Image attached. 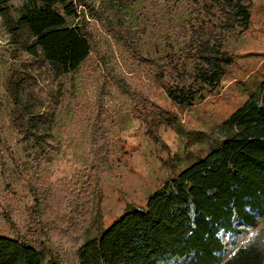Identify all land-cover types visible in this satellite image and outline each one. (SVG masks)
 Returning <instances> with one entry per match:
<instances>
[{
    "label": "rangeland",
    "instance_id": "374dc122",
    "mask_svg": "<svg viewBox=\"0 0 264 264\" xmlns=\"http://www.w3.org/2000/svg\"><path fill=\"white\" fill-rule=\"evenodd\" d=\"M24 1L10 0L14 16ZM76 1L80 16L73 24L87 28L93 48L68 76L15 50L0 16V235L38 246L46 242L67 264H77L82 240L127 210L144 207L172 175L219 146L224 121L264 80V0H251L250 27L228 36L234 63L219 86L204 90L192 107L173 102L154 70L165 65L177 25L197 0ZM13 72L31 76L20 101L30 97L34 111L50 119L49 129L20 131L13 117ZM135 106L156 123L160 119L159 141L135 117ZM168 117L179 130L165 123ZM40 163L53 170L52 182L72 183L55 189L39 180ZM94 166L99 182H83ZM221 237L230 254L250 239L261 241L264 222L249 232L223 231Z\"/></svg>",
    "mask_w": 264,
    "mask_h": 264
},
{
    "label": "trees",
    "instance_id": "16d2710c",
    "mask_svg": "<svg viewBox=\"0 0 264 264\" xmlns=\"http://www.w3.org/2000/svg\"><path fill=\"white\" fill-rule=\"evenodd\" d=\"M9 2L0 0V16L15 50L47 62L59 76L76 72L90 57V33L73 24L80 16L76 0H25L18 16ZM196 2L177 25L165 65L154 70L168 97L182 107H192L204 90L219 86L235 61L227 49L229 34L247 30L252 21L251 0ZM27 75L13 72L9 77L15 85L14 121L25 134L39 125L50 128V119L34 111L30 97L23 104L20 101L31 78ZM132 111L159 141L160 119L156 123L141 109L139 114L138 106ZM174 121L168 117L165 123ZM222 127L226 135L220 145L172 175L144 207L127 210L98 235L82 240L77 264H264V237L237 245L230 254L221 237L223 231L249 232L264 222V80ZM45 153L41 149L40 154ZM37 169L38 179L55 189L72 183L52 182L53 170L44 163ZM97 171L99 166H94L83 182L92 184ZM0 264L67 263L49 251L46 242L38 246L22 237L0 235Z\"/></svg>",
    "mask_w": 264,
    "mask_h": 264
}]
</instances>
